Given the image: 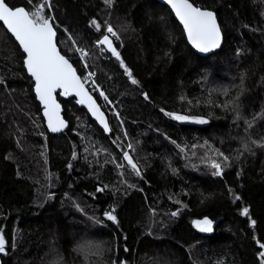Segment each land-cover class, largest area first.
I'll list each match as a JSON object with an SVG mask.
<instances>
[{"label":"trees","instance_id":"1","mask_svg":"<svg viewBox=\"0 0 264 264\" xmlns=\"http://www.w3.org/2000/svg\"><path fill=\"white\" fill-rule=\"evenodd\" d=\"M7 2L21 6L28 0ZM190 2L214 11L222 29L221 48L206 58L191 50L171 12L154 0H114L111 8L103 0H51L61 54L82 78L94 72L108 97L92 93L107 116L108 136L73 100L58 95L68 129L47 132L22 53L0 24L1 264H112L117 258L125 264H260L264 148L249 145V154L241 138L247 139L245 120L253 122L248 136L264 137V0ZM106 25L120 36L111 39L138 84L96 46ZM69 34L89 53L87 68ZM242 73L236 120L231 109L214 105L236 96ZM224 89H230L227 97ZM165 111L208 122L186 126ZM208 146L230 158L220 176L208 158L223 162ZM121 148L139 164L140 176L123 161ZM97 187L105 190L97 193ZM244 207L247 216L240 215ZM113 208L117 224L103 214ZM205 217L213 222L207 234L191 223ZM77 239H90L86 245L93 253L99 246L100 253L86 261Z\"/></svg>","mask_w":264,"mask_h":264},{"label":"snow or ice","instance_id":"2","mask_svg":"<svg viewBox=\"0 0 264 264\" xmlns=\"http://www.w3.org/2000/svg\"><path fill=\"white\" fill-rule=\"evenodd\" d=\"M103 3L106 7L111 8L114 4V0H103ZM164 3L171 9V12L175 15L179 24L182 25L183 34L187 39V43L191 45V48L195 49L198 53H210L221 47L222 29L218 23L217 14L214 11L196 6L194 3L190 2V0H164ZM51 12V0H28L27 5L21 6L9 4L7 0H0V24L7 30V33L11 34L9 40L14 38L15 42L18 44V49L15 51L22 53L23 67L27 71L28 76L34 81L35 98L39 101L43 111V117L47 123L48 131L57 133L66 127L65 121L60 116L61 105L57 103L58 94L62 97L74 95L77 98L76 103L87 107L88 111L103 127L104 132L109 133L111 131L109 124L85 85L90 84L93 90L98 91L105 101H108V97L95 85V82L90 79V77L95 75L94 72L89 71L88 76L82 78L78 75L77 69L73 67L70 60L66 58L65 55L61 54L57 44V31L55 30L54 17L49 14ZM90 24L94 25L97 31H101V26L95 19L91 20ZM103 33L104 34L96 40V46L100 48L101 52L105 50L110 52L111 55L120 62V67L123 69L130 82L133 85L138 84L131 70L122 60L120 53L117 51L116 47H114L111 38L115 37L117 40L120 39L118 33L110 25H106L103 29ZM68 40L72 41L71 47L75 49L76 54L80 56V60L84 63L85 68H87L89 53L79 45L72 35H68ZM165 55H168V53H165ZM240 80V91L235 97L231 100H226L223 104L214 105L215 107H220L224 111L231 109L235 113L236 120L241 118L237 101L245 90L243 87V73L241 74ZM3 82V80H0V83ZM229 92L230 89H224L222 95L227 97ZM144 99H149L147 94H144ZM181 99L184 98L181 97ZM164 115L170 116L171 119L175 121H190L196 124H206L208 122L206 119L200 117L179 115L175 112L165 111ZM117 118L119 119L118 116ZM255 119L256 117H253V120ZM245 126L247 139L241 138L243 150L249 152V154H253L252 148L249 147V145L264 148V137L257 140L248 136L247 129L253 127L252 121L245 120ZM124 138H128L127 134H125ZM205 144H207V142H205ZM132 147V144L128 145L129 149H132ZM208 147L209 150L212 151L213 156L220 158L223 162H218L217 159H213L212 157L208 158L210 167L214 169L213 175L220 176L223 168L230 166V158L224 155L220 150L211 149V146ZM179 150L183 152L184 148H179ZM121 151L123 153L122 159L127 162V166L130 168L131 172L136 176H140L141 171L139 164L134 162L129 151L123 148H121ZM236 159H239V156H237ZM112 163H116L118 169L125 167L123 163H117L115 160H113ZM70 166L71 165H69V167ZM172 171L175 172V169H172ZM239 175L240 173L238 172L237 176L239 177ZM121 182H124L123 179H121ZM128 186L134 187V185ZM104 190L105 189L101 187L96 188L97 193ZM117 191L119 190L117 189ZM229 193L231 194V189H229ZM51 198V195L46 197V199ZM235 199L240 200L241 197L236 196ZM174 202L178 204L181 203L179 200ZM73 205L77 208V211H83L75 201H73ZM181 206L186 207V205ZM179 211L180 209L172 211L170 215L176 217ZM248 212L249 209L244 207L240 215L247 216ZM103 214L106 220L111 221L113 224L118 223L114 208L111 211H104ZM89 219L92 220L93 223L100 222L95 217H89ZM191 223L192 227L201 233H210L213 230V222L207 217L202 220H193ZM252 223L255 222L252 221ZM259 248L264 249V243H259ZM76 250L85 257L86 261L90 254L98 255L101 251L99 246H96V252L93 253L92 246L84 245L78 246ZM124 251L127 252L129 249L125 248ZM0 254H6V238L4 235H0ZM258 259L260 264H264V251H259ZM54 264H59V261L54 262ZM112 264H125V261L117 258Z\"/></svg>","mask_w":264,"mask_h":264},{"label":"water","instance_id":"3","mask_svg":"<svg viewBox=\"0 0 264 264\" xmlns=\"http://www.w3.org/2000/svg\"><path fill=\"white\" fill-rule=\"evenodd\" d=\"M154 1H156L157 3H159L160 5H163V6H165L170 12H171V9L164 3V0H154ZM171 14L173 15V17H174V19L176 20V18H175V15L171 12ZM176 22L178 23V25L180 26V28L182 29V31H183V27H182V25H180L179 24V22L176 20ZM2 25V24H1ZM3 27V26H2ZM6 32H7V30L6 29H4ZM8 35L10 36L11 34L10 33H8ZM185 37V36H184ZM13 40H14V38H12ZM185 40H186V42H187V39H186V37H185ZM14 42H15V40H14ZM16 43V42H15ZM222 43H223V35H222ZM17 44V43H16ZM188 44V43H187ZM17 46H18V44H17ZM188 46L191 48V45H189L188 44ZM221 46H222V44H221ZM221 48V47H220ZM220 48H218V49H215V50H213L212 52H210V53H198L195 49H193V48H191V50L196 54V55H198L199 57H204V58H206V57H208V56H210V55H212V54H214L215 52H217ZM25 70V69H24ZM25 72H26V75L28 76V74H27V71L25 70ZM29 77V76H28ZM30 79H31V77H29ZM31 81H32V79H31ZM32 84H33V88H32V90H33V95H34V97H35V92H34V81H32ZM86 87V86H85ZM87 89V88H86ZM88 90V89H87ZM88 92H89V90H88ZM90 93V92H89ZM91 94V93H90ZM58 95V94H57ZM92 95V94H91ZM59 96V95H58ZM92 97H93V99L96 101V99L94 98V96L92 95ZM59 98L61 99V100H63V101H68V100H73V104L75 105V106H77L79 109H82V110H84L86 113H87V115L89 116V118L96 124V126L103 132V134L105 135V136H108L109 134H110V132L109 133H105L104 132V129H103V127L100 125V123L96 120V118L95 117H93L92 116V114L88 111V109H87V107H85L84 105H80V104H77L76 103V97L73 95V96H68V97H62V96H59ZM35 100H36V98H35ZM36 102L38 103V105L40 106V104H39V101H37L36 100ZM57 103H59V101L57 100ZM96 103H97V105H98V107L100 108V110H101V112L104 114V117H105V120L108 122V119H107V116L105 115V113L102 111V109H101V107H100V105L98 104V102L96 101ZM60 104V103H59ZM61 105V104H60ZM40 109H41V106H40ZM41 116H42V119H43V122H44V126H45V128H46V130H47V132L49 133V134H56V133H52V132H49L48 131V128H47V123H46V121L44 120V117H43V111H42V109H41ZM60 116H61V118L65 121V119H64V117H63V109H62V105H61V108H60ZM179 122H181L183 125H186V126H198V125H200V124H196V123H192V122H190V121H179ZM65 124H66V127L62 130V131H60V132H63V131H65V130H67L68 129V123L65 121ZM109 128H110V126H109ZM60 132H57V133H60ZM205 234H207V233H205ZM0 264H1V260H0Z\"/></svg>","mask_w":264,"mask_h":264},{"label":"built area","instance_id":"4","mask_svg":"<svg viewBox=\"0 0 264 264\" xmlns=\"http://www.w3.org/2000/svg\"><path fill=\"white\" fill-rule=\"evenodd\" d=\"M88 76V74L86 75V77ZM94 76L93 77H90V79L92 80V81H95L94 80ZM95 85H96V83H95ZM86 86V88L89 90V92L92 94V93H98L99 94V92L98 91H94L93 90V87L90 85V84H86L85 85ZM97 86V85H96ZM98 87V86H97ZM99 88V87H98ZM100 95V94H99Z\"/></svg>","mask_w":264,"mask_h":264},{"label":"rangeland","instance_id":"5","mask_svg":"<svg viewBox=\"0 0 264 264\" xmlns=\"http://www.w3.org/2000/svg\"><path fill=\"white\" fill-rule=\"evenodd\" d=\"M84 239H77V241H76V243H77V248H78V246H82V245H84V246H88V245H86L88 242H90V239H88V241L87 242H85L84 243V241H83Z\"/></svg>","mask_w":264,"mask_h":264},{"label":"bare ground","instance_id":"6","mask_svg":"<svg viewBox=\"0 0 264 264\" xmlns=\"http://www.w3.org/2000/svg\"><path fill=\"white\" fill-rule=\"evenodd\" d=\"M7 33V32H6ZM8 34V33H7Z\"/></svg>","mask_w":264,"mask_h":264}]
</instances>
